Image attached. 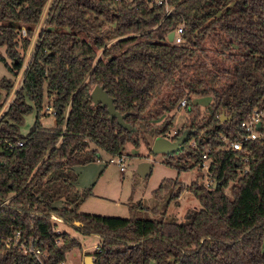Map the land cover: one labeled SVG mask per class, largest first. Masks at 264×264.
<instances>
[{"label": "trees", "instance_id": "16d2710c", "mask_svg": "<svg viewBox=\"0 0 264 264\" xmlns=\"http://www.w3.org/2000/svg\"><path fill=\"white\" fill-rule=\"evenodd\" d=\"M48 1L0 0V62L11 77L22 68V52ZM168 5V16L164 6L147 0H52L49 6L20 90L0 119V140L22 143L0 151V236L33 237L48 255L45 264L65 262L66 253L80 248L76 238L55 233L54 221L99 239L94 264H264V142L233 152L221 150L219 139L239 140L241 123L264 110V0H168ZM179 25L185 46L166 42ZM199 54L224 56L210 59L211 77L190 69L201 61ZM11 77L0 78V109L13 87ZM183 79L191 91L189 122L172 142L187 137L166 165L178 173L199 168L207 154L212 184L194 181L187 188L201 208L181 223L165 220L183 187L177 179H164L152 193L157 203L163 201L158 218L147 216L150 210L140 202L129 206L127 219L80 213L93 194L76 190L73 168L97 161L100 150L120 156L141 124L158 117L152 114L154 102L163 99L168 84ZM94 86H103L129 130L93 105ZM206 94L213 103L196 123L200 114L191 95ZM178 102L159 105L161 113ZM48 108L54 111L52 128L41 124ZM33 110L34 122L22 135L20 127ZM169 125L167 120L155 138ZM183 153L187 161L174 160ZM0 264L32 260L0 248Z\"/></svg>", "mask_w": 264, "mask_h": 264}, {"label": "rangeland", "instance_id": "374dc122", "mask_svg": "<svg viewBox=\"0 0 264 264\" xmlns=\"http://www.w3.org/2000/svg\"><path fill=\"white\" fill-rule=\"evenodd\" d=\"M52 0H49L46 4L40 21L34 29V34L31 38L30 44L23 55V64L21 70L15 77H11L8 70L3 63L0 62V78L11 77L13 79V87L7 97L3 98L2 107L0 109V119L7 112L9 106L13 102L16 93L20 90L23 82L24 73L28 68L34 47L37 43V38L41 30L45 27V21L47 12ZM112 26V25H111ZM107 28V24L105 25ZM22 30V37H25ZM25 33V31H24ZM115 40L109 41L107 45H111ZM21 52V49L18 48ZM101 52H98L100 57ZM0 55L4 56V48H0ZM200 62L197 66H191L190 69H194V75L208 76L211 73H215L211 68L210 59H216L221 61L224 56L210 54L208 57L199 54ZM8 65L10 61L6 59ZM191 81V80H190ZM185 80H181L178 84H168L163 93V99L154 102L152 109L153 116L158 114L157 118H147L139 129V133L135 135L133 139L126 142L124 150L121 155L125 157V171L120 172L119 167L115 163H111L110 159L115 160V156L106 154L103 151H99V158L95 162H91L85 165H77L73 168L77 173V181L75 182L76 188L79 191L91 189L93 194L80 206L79 212L87 215L112 217L127 219L130 216L129 206L136 203H141L144 207H147L150 212L146 215L151 218H158V214L161 212V205L163 201L157 203L153 198V191L157 189L159 184L164 179H177L183 191L177 199L178 206L173 202L167 207L165 220H173L177 223L183 222L187 213L192 211H198L201 206L199 202L187 191L188 186L196 181L198 184H206L209 182V174L206 170H202L197 167H192L187 171L178 173L175 168L168 167L166 161L168 155L165 154H153L151 152L152 144L156 139L154 132L162 127L166 121L170 122V132L183 131L188 122L189 116L187 110L184 108L174 109L167 113H161L159 105L165 104L169 99L176 98L180 101L182 98H186L187 93L191 94L187 87ZM189 94V95H190ZM161 100H164L162 103ZM190 103L200 116H198L194 122H199L203 117H207V112L213 103L211 95H191ZM45 104V102H44ZM45 111V108H44ZM49 112V111H48ZM35 118V111L27 115L24 119L23 125L20 127V133L26 135L32 126ZM41 124L45 128H52L55 125L54 116L49 113H45V116L41 118ZM93 148V145H90ZM146 160L152 164L150 174L146 179H142L136 173L138 164ZM175 161L184 162L187 161L185 153L180 154L174 158ZM190 163V162H189ZM188 163V164H189ZM180 166V165H178ZM164 200L166 197H164ZM60 207L61 204L56 205ZM159 206V207H158ZM158 207V208H157ZM152 210V211H151ZM56 234H67L70 238H76L80 245V248H74L65 255V264H83V258L86 255L95 252L96 247L99 245V239L95 236H81L75 233L73 228L68 227L60 221H54ZM58 242V241H57Z\"/></svg>", "mask_w": 264, "mask_h": 264}, {"label": "built area", "instance_id": "2783aa9c", "mask_svg": "<svg viewBox=\"0 0 264 264\" xmlns=\"http://www.w3.org/2000/svg\"><path fill=\"white\" fill-rule=\"evenodd\" d=\"M114 1H126V0H114ZM147 2L155 4L157 6H164L166 16L171 13V7L168 5V0H147ZM183 30L184 26L179 25L176 27L172 32V38L169 41L168 35L166 37V42L174 45V46H185L187 44L186 40L183 38ZM23 34L24 31H23ZM38 40V38H37ZM187 102L186 98H182L176 105L177 109L186 107ZM49 111V112H48ZM47 113L54 115V111L52 109H47ZM257 125H259V129H257ZM241 129L243 134L239 140L229 139L224 135L219 137L221 141V150L225 151H233V152H242L245 144L250 142H264V110H255L251 113L246 120L241 123ZM176 132H166L163 135L159 136L167 141L172 142V138ZM22 143L17 141L7 142L0 140V151L8 150L11 151L16 147H20ZM194 146V144H193ZM114 159H110L111 163H115L119 167L120 172L125 171V157L123 155L115 156ZM202 162L198 166L202 170H206L208 172V160L207 154H202ZM209 182L206 184V187H210L212 184V179L210 178L209 174ZM58 243V242H56ZM0 248L5 250H16L23 256H26L32 260V264H45V260L47 259L48 255L45 251L41 250V248L36 244L33 237H21L19 232L14 233L10 236H0ZM97 249V247H96ZM91 256V254H89ZM59 264H65V262H61Z\"/></svg>", "mask_w": 264, "mask_h": 264}, {"label": "water", "instance_id": "95a60500", "mask_svg": "<svg viewBox=\"0 0 264 264\" xmlns=\"http://www.w3.org/2000/svg\"><path fill=\"white\" fill-rule=\"evenodd\" d=\"M172 38V33L168 34V40L170 41ZM90 98L94 106L100 105L103 108H106L107 113L109 115V120H116V123L123 129L129 130L130 126L125 123L124 116L121 115L117 110L113 103V100L107 95L106 91L103 89V86H94L90 92ZM225 119L224 115L221 116V121ZM227 119H231L228 117ZM259 129V125L256 127ZM187 137V133H184L178 140L171 142L167 141L161 137H157L151 148V152L153 154H165L170 155L178 152L182 145L184 144ZM152 164L148 161H143L138 164L137 167V175L142 179H145L146 176L150 173ZM189 217V216H188ZM83 264H94L93 257L90 255H86L83 258Z\"/></svg>", "mask_w": 264, "mask_h": 264}, {"label": "crops", "instance_id": "0c3cea01", "mask_svg": "<svg viewBox=\"0 0 264 264\" xmlns=\"http://www.w3.org/2000/svg\"><path fill=\"white\" fill-rule=\"evenodd\" d=\"M143 161H146V160H143ZM152 168V167H151ZM75 188H76V185H75ZM76 190H78L77 188H76ZM61 204V203H60ZM62 205V204H61ZM61 207V206H60ZM76 233V232H75ZM76 234H78V233H76ZM79 235V234H78Z\"/></svg>", "mask_w": 264, "mask_h": 264}]
</instances>
